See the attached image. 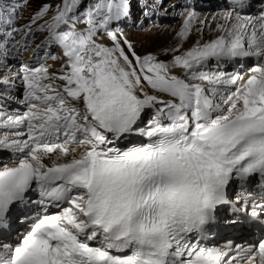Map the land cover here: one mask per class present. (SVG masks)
<instances>
[{"label":"snow or ice","instance_id":"snow-or-ice-1","mask_svg":"<svg viewBox=\"0 0 264 264\" xmlns=\"http://www.w3.org/2000/svg\"><path fill=\"white\" fill-rule=\"evenodd\" d=\"M28 2L18 25L0 0V237L30 221L0 264H264V0L181 5L178 42L145 52L121 25L163 0ZM222 206L260 238L207 246Z\"/></svg>","mask_w":264,"mask_h":264},{"label":"rangeland","instance_id":"rangeland-1","mask_svg":"<svg viewBox=\"0 0 264 264\" xmlns=\"http://www.w3.org/2000/svg\"><path fill=\"white\" fill-rule=\"evenodd\" d=\"M153 0H141V3L147 2L151 6L155 7V4L152 2ZM4 4H14L15 0H3ZM23 9L19 12V19L17 21L18 25H23L29 16V14L36 8V3H29L28 0H23ZM175 4L177 7L175 9L172 8V5ZM184 11V8H181L180 4L177 3L175 0L167 1L163 0V7L158 8L157 13L152 14L150 17L145 18L143 15L142 7L140 3H136L133 5L132 8V18L133 21H140L143 20V24L140 25L139 23H132L129 24L127 22L122 23V27L124 31L127 33L129 39L135 42L139 47L138 50L140 52L145 51H154L158 48H162L168 45H172L174 41L177 39L175 38L176 32L182 26L183 23V16L179 15L180 12ZM198 17L204 15L205 17H210L216 15L218 13H222L224 10H213V11H205V10H194ZM220 11V12H219ZM158 15H163L164 22H159ZM210 15V16H208ZM212 20V19H211ZM159 22V23H158ZM199 24L197 22L196 27ZM214 28V23L212 24ZM167 33L171 36L169 38L165 37ZM195 33V31H193ZM192 33V36H193ZM208 31L205 29L204 38L209 39L212 38L215 33ZM206 34V35H205ZM211 35V36H210ZM191 36V37H192ZM37 43L39 40L36 41ZM12 110L13 106H11ZM17 111H23L24 108Z\"/></svg>","mask_w":264,"mask_h":264},{"label":"bare ground","instance_id":"bare-ground-1","mask_svg":"<svg viewBox=\"0 0 264 264\" xmlns=\"http://www.w3.org/2000/svg\"><path fill=\"white\" fill-rule=\"evenodd\" d=\"M178 3V2H177ZM180 4V3H179ZM180 6H181V4H180ZM207 11H213V10H207ZM220 12V11H219ZM221 13H218V14H216V15H213V16H216L217 17V19H219V15H220ZM208 16H210V15H208ZM213 16H210V17H207L208 18V20L209 21H211V19H212V17ZM185 17L183 16V19H184ZM200 19H204L205 18V16L204 15H202L201 17H199ZM199 24V23H198ZM215 25V24H214ZM198 27H200V25L198 26ZM213 34V33H212ZM196 33H193V36H192V34H191V38L184 44V48H187V47H189L193 42H194V40L196 39ZM206 35V34H205ZM169 36V38L171 37L168 33H167V35L165 36V37H168ZM211 36V35H210ZM178 41L176 40V41H174L173 42V44L172 45H174V44H176ZM233 185L234 184H232V187H233ZM252 185H248V190L251 192L252 191ZM240 189H239V186H238V184H235V190H233L232 192H238ZM34 199H35V197H33ZM29 211H31V210H29ZM229 212L230 213H233L234 211L230 208L229 209ZM20 213H17L16 215H19ZM236 216L241 222L240 223H238V224H236V225H228V224H225L224 222H223V218H222V215H220L219 214V216H220V218H221V222H220V224H219V226L214 230V233H213V235L212 236H214V240H221V238H222V233H224L226 230H231V234H233V233H235L236 231L237 232H240V233H243V232H245V228H246V226H245V228L241 225V223H242V217L240 218L239 216H237L235 213H233L231 216L233 217V216ZM21 218L24 220V215H21ZM245 220H247V218H244ZM22 223H20V222H17V226L16 227H13V230H12V233L14 232H16L17 230H20V227H19V225H21ZM224 236V238L225 239H227L228 241H226V243H228V242H230V241H232V236H230V235H223ZM2 237H4L5 239H8V238H11L12 237V235H9V234H4V236H2Z\"/></svg>","mask_w":264,"mask_h":264}]
</instances>
